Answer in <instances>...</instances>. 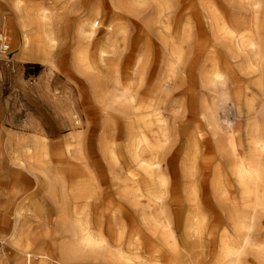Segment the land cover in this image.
<instances>
[{
	"label": "rangeland",
	"instance_id": "obj_1",
	"mask_svg": "<svg viewBox=\"0 0 264 264\" xmlns=\"http://www.w3.org/2000/svg\"><path fill=\"white\" fill-rule=\"evenodd\" d=\"M2 34L0 264H264V0H0Z\"/></svg>",
	"mask_w": 264,
	"mask_h": 264
},
{
	"label": "bare ground",
	"instance_id": "obj_2",
	"mask_svg": "<svg viewBox=\"0 0 264 264\" xmlns=\"http://www.w3.org/2000/svg\"><path fill=\"white\" fill-rule=\"evenodd\" d=\"M16 18L21 21V15L17 12H16ZM216 81H218V79H215L213 82ZM258 143L261 145L262 148H264L263 140H258ZM254 163L255 162H252L250 160L240 161L238 164L235 165V173L238 177L240 185L245 189V192H247L248 194H255V196H257V194L260 193V186L264 171L262 169V164L260 163L254 164ZM236 217L240 219L243 217V214L238 212ZM162 237L163 240L162 239L161 240L163 241V245L164 246L166 245L169 248L170 256L172 254L176 255V253L178 254L180 253L178 252V250L180 249L177 244L178 242L176 241V238H174L176 236L173 237L170 235L169 239L166 236H162ZM227 254L230 255L231 253L227 252ZM193 264H197V263L193 262Z\"/></svg>",
	"mask_w": 264,
	"mask_h": 264
},
{
	"label": "crops",
	"instance_id": "obj_3",
	"mask_svg": "<svg viewBox=\"0 0 264 264\" xmlns=\"http://www.w3.org/2000/svg\"><path fill=\"white\" fill-rule=\"evenodd\" d=\"M147 123L148 124H150V121L149 120H147ZM14 163L13 162H10V165H9V167H10V171H11V169H13L14 168ZM13 175H12V172H11V175H9V177L7 178V180L5 181V182H3V183H9V184H11L12 182H14V180H13ZM17 210H19V208H17ZM122 211L123 210H121V212H120V214L122 213ZM126 213H128V212H126ZM96 216H100L98 213H96L95 214ZM111 217L108 219V224L109 225H111L112 223H114V222H118L119 221V218H118V215H119V210L118 209H116V210H113L112 212H111ZM129 215V214H128ZM132 217V216H131ZM101 220V219H100ZM145 242H147V246H148V243H150L151 244V242H150V240L148 239V238H145V240H144Z\"/></svg>",
	"mask_w": 264,
	"mask_h": 264
},
{
	"label": "built area",
	"instance_id": "obj_4",
	"mask_svg": "<svg viewBox=\"0 0 264 264\" xmlns=\"http://www.w3.org/2000/svg\"><path fill=\"white\" fill-rule=\"evenodd\" d=\"M11 48V44L9 43L7 39V35H0V54L1 55H6L9 53Z\"/></svg>",
	"mask_w": 264,
	"mask_h": 264
}]
</instances>
